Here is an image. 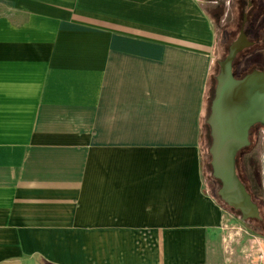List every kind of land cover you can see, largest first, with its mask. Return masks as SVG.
<instances>
[{"label":"crops","instance_id":"1","mask_svg":"<svg viewBox=\"0 0 264 264\" xmlns=\"http://www.w3.org/2000/svg\"><path fill=\"white\" fill-rule=\"evenodd\" d=\"M216 44L199 0H0V264H225Z\"/></svg>","mask_w":264,"mask_h":264},{"label":"water","instance_id":"2","mask_svg":"<svg viewBox=\"0 0 264 264\" xmlns=\"http://www.w3.org/2000/svg\"><path fill=\"white\" fill-rule=\"evenodd\" d=\"M249 45L241 33L226 59L219 63L207 120L212 176L220 184L218 196L227 207L240 213L243 222L261 219L259 206L237 172L239 154L251 145V130L257 125L264 127V72L254 70L241 79L233 73L237 55Z\"/></svg>","mask_w":264,"mask_h":264},{"label":"rangeland","instance_id":"3","mask_svg":"<svg viewBox=\"0 0 264 264\" xmlns=\"http://www.w3.org/2000/svg\"><path fill=\"white\" fill-rule=\"evenodd\" d=\"M213 2L199 0V3L211 16L217 33L215 69L209 83V100L203 123V163L206 188L223 204L218 196L220 184L213 178L209 166L211 157L208 150L211 141L207 120L217 87V76L220 72L219 63L228 56L232 40L236 39L239 32V11L238 8H235L236 0H215ZM253 56H248L249 59L236 61L234 73L238 78L243 77L253 69H258V65L264 64V51H258L256 56ZM250 140L251 145L242 151L237 158V172L246 184L249 193L256 200L261 219L243 222L240 214L223 204L234 219L236 218L233 224L225 230L228 235L224 243L227 245L226 248H229L226 250L225 264H264V127L255 126L251 130Z\"/></svg>","mask_w":264,"mask_h":264},{"label":"flooded vegetation","instance_id":"4","mask_svg":"<svg viewBox=\"0 0 264 264\" xmlns=\"http://www.w3.org/2000/svg\"><path fill=\"white\" fill-rule=\"evenodd\" d=\"M213 1L215 0H209V3H214ZM236 3L235 8H238L239 11V32L236 39L232 40L231 45L237 41L241 33H244L250 45L237 55L235 62L249 59L251 55L256 56L258 51H264V0H236ZM255 70L264 72V64L258 65V69Z\"/></svg>","mask_w":264,"mask_h":264},{"label":"trees","instance_id":"5","mask_svg":"<svg viewBox=\"0 0 264 264\" xmlns=\"http://www.w3.org/2000/svg\"><path fill=\"white\" fill-rule=\"evenodd\" d=\"M236 62H234V64H235ZM234 64H233V73H234ZM255 69H253L252 71H254ZM252 71H250L249 73H251ZM249 73H247V74H249ZM247 74H245L244 76H246ZM234 76L237 78V79H241V78H243V77H241V78H238L236 75H235V73H234ZM257 126H261V125H257ZM202 147H203V141H202ZM210 149V148H209ZM245 150V149H244ZM244 150H242V151H244ZM209 151V150H208ZM241 151V152H242ZM240 155V154H239ZM203 156H204V152H203ZM204 162V161H203ZM237 164H238V161H237ZM210 169H211V174H212V168H211V163H210ZM240 177V176H239ZM240 179H241V177H240ZM242 180V179H241ZM242 182H243V180H242ZM244 183V182H243ZM245 184V183H244ZM245 186H246V184H245ZM247 187V186H246ZM247 190H248V188H247ZM248 192H249V190H248ZM252 196V195H251ZM252 199H253V201L257 204V202H256V200L253 198V196H252ZM223 203V202H222ZM224 204V203H223ZM225 205V204H224ZM258 205V204H257ZM226 207H227V205H225ZM229 208V207H228ZM231 209V208H230ZM233 210V209H232ZM234 211V210H233ZM235 212H237V211H235ZM238 214H240L239 212H237Z\"/></svg>","mask_w":264,"mask_h":264}]
</instances>
